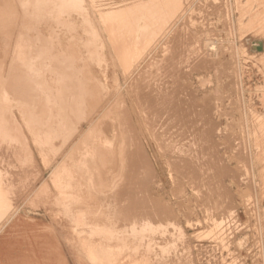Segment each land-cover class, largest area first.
<instances>
[{
	"label": "rangeland",
	"instance_id": "rangeland-1",
	"mask_svg": "<svg viewBox=\"0 0 264 264\" xmlns=\"http://www.w3.org/2000/svg\"><path fill=\"white\" fill-rule=\"evenodd\" d=\"M4 1L0 0L2 7H0V23L2 22L0 26H4L2 29L0 27V35L3 36L2 38L0 36V46L2 48L9 46V48L2 50L0 47V53H2L0 66L3 65L0 74L3 71L12 75L10 81L14 85L9 83L11 89L16 88V82L19 85H17L18 88L22 86L28 88L34 81L31 74L33 72L42 74L40 71H44L42 65L52 64L50 67L54 70L52 71L50 68L49 75L51 73L54 76L55 74L61 75V72H58L67 68L69 63L71 65L74 62V66L72 64L71 67H74L73 70L76 69L77 73L82 72L78 74V78L81 79L80 81H84L83 84L86 83V91L98 93L97 99H101L99 103L98 101L93 102V110L89 109L88 112L83 110L85 114L81 115L77 119L78 121L76 120V127L83 125L86 121L85 118L90 114L101 111L102 106H105L107 102H113L110 103L113 104L111 107L115 106L116 102L117 108L112 107L113 111L112 108H108L110 112L107 110L99 118L102 121H96L98 123L95 122L88 128L84 126V130L88 134L84 133L85 138L83 137L82 141L75 144L79 146L73 147L74 150H72L66 145L64 146L61 138L59 140L52 139L54 142L48 139L50 141L48 144V140H43L41 134L38 133L40 122L49 116L46 114L51 105L49 97L43 96L45 98H42L41 105L46 104L47 107L45 106L43 110L38 109V111L41 110L38 113L37 109L35 111V109L28 108V104H23L28 101L25 99H28L32 93L31 88V92L28 89L23 92L22 89L16 88V91L18 89L20 93H23L21 95H19V91L10 89L11 106H17L19 109L14 108V110L10 106L5 116L0 110V116H2L0 120V264H264V0H136L140 5L133 0L132 3L135 6H131L130 1L132 0H66V2L65 0H38L41 7L39 6L37 11L29 5L26 7V10L30 8L28 11L32 9L36 12L38 22L31 18L32 23L30 17H27L30 22H26L27 19L23 18L26 17L22 13L25 10V6L22 5L23 0H13L12 3H10L11 0H6V3L9 2L8 5L5 4L8 7L3 4ZM45 1L47 5L44 4ZM9 8L12 12L6 10ZM4 15H6L4 21L7 24L2 21ZM129 17H131L130 20H128ZM143 19L149 22L144 25L145 28H138L134 34L138 39V44H134L137 50L134 49V45L129 49L122 47L121 50L118 48L116 50V38L123 35L126 27L131 28L137 24H143ZM61 20L63 22L65 20V27V23L63 24ZM125 20H128L127 22L130 24L124 22ZM56 21L62 22V24L60 25ZM51 23L52 25H50ZM119 27L122 29L124 27V29L121 31ZM136 28L137 26L132 27L133 32ZM6 39L7 41H5ZM23 39L27 42L26 45H24ZM2 41L5 42L4 45H1ZM254 41L263 42V52L257 53L252 50ZM6 42H9L10 45ZM46 43L49 45L46 46ZM25 46L26 48L31 46L28 48V50L30 49L28 56L24 57L28 63L23 66L19 62L17 65L14 55L22 48L21 51H25ZM78 46H81L79 51H77ZM6 49L8 50L7 54H4ZM28 50L26 49V52ZM46 50L51 54L55 53L54 55L61 59H52L51 56L46 58L39 54ZM58 50L59 52L66 51L65 54L67 53L69 59L68 56L63 55V52L60 54ZM56 51L58 55H56ZM2 55L3 57H1ZM10 56L11 59H9ZM134 56L136 57L133 58ZM80 58L83 61L80 62ZM3 59L8 61L4 63ZM38 61L44 63L41 65ZM92 61L97 62L93 63ZM58 62L59 66H56ZM10 63H14L16 68L14 64ZM39 65L41 70L38 68ZM22 66L23 68H20ZM26 66L27 70L24 68ZM31 66L34 68L32 69ZM140 66L144 68L141 67L140 72H136ZM23 69H25V73L27 72L23 74L27 75L24 78L21 74L24 73ZM17 71L19 72L17 73ZM51 71L56 73L53 75ZM3 72L2 74H5ZM44 72V76H47V71ZM13 75H16L15 78L21 75L24 85H21V81V83L19 82V77L12 80ZM139 76L143 81L141 85ZM17 79L18 81H15ZM131 82L135 83H132L131 86ZM33 83L36 85L35 82ZM51 86L44 89L46 92V94L43 93L44 95L52 92L54 94L56 86L54 88ZM105 86L106 88H104ZM137 88L140 90L139 95L150 96L153 101L147 102L146 105L138 101V105L136 96L139 90ZM51 89H53L52 92ZM177 89L178 94H176ZM47 90L51 93H48ZM102 93L105 95L104 97ZM24 94L28 97H24ZM118 94L123 95L119 97ZM16 97L17 99H15ZM159 98L161 99L159 100ZM168 100L169 102H167ZM183 100L185 101L183 102ZM13 102L16 103H14L15 106ZM117 103L121 104L118 106ZM171 103L172 105H170ZM48 107L49 110H47ZM22 108L25 109L22 110ZM120 108L122 109L119 110ZM150 108L154 110H150ZM170 108L171 110H169ZM9 110L14 112H9ZM45 110L47 111L45 112ZM21 111L22 113H20ZM167 111L169 113H166ZM124 115L128 116L129 124L122 128L119 127V129L118 121H122ZM148 115L151 117L149 118ZM170 119L172 120L170 121ZM93 126L95 129L92 128ZM165 126L172 128L167 130ZM114 127L116 128L113 129ZM113 132H115L114 135ZM128 132H131L134 137L129 138L131 133ZM120 135L125 139H122ZM156 135L159 136L157 139ZM42 141H46L45 148ZM92 142L98 144L95 145L97 149L100 148L99 152H102L101 146L104 149L103 153L107 150L106 154L95 155L97 149L94 148ZM85 146L93 153H90L86 148V152L89 153L87 155L96 157L89 160V157L84 153ZM47 147L53 149L49 148L47 151ZM78 148L80 150L83 148L82 151L89 162L93 159L92 161H97L99 164L98 162L103 160L100 165L96 164L102 170L94 165L96 162L91 163L93 167L97 168V171L94 168L93 172L92 166L82 167L81 162V164H77L78 160L84 158L82 151ZM109 149L116 157H111V152L108 153ZM62 151L63 153H61ZM107 155L115 163L111 159H109L111 161L109 163ZM120 157L123 161L126 160L123 162L119 159ZM63 158L65 160L62 161ZM100 158L101 160H99ZM104 160L108 162L105 161L108 167L104 164ZM186 160L190 167L185 163ZM57 162H61L60 165ZM64 162L71 172L75 170V167L72 170L70 163L76 166L77 162L76 169H79L80 166V169L85 167L84 169L87 168V171L91 169L92 173L98 172L93 174L94 178L97 175V178L103 181L106 178V181L108 178L110 179L111 173L115 174L112 177L114 179L116 176L117 180L110 179L115 183L114 185L109 180L107 187L101 181L92 193L93 195L98 194L99 196H95L102 201L105 195L109 196V193L114 194L119 190L120 193L116 192L115 194H119L121 203L119 206L125 213L118 207V210L115 209L114 216L115 218L121 217L122 220H118L119 218L117 222L112 220L114 217L111 218L113 215H109L110 210L105 214L108 208L102 209L95 204L89 206V203L86 205L84 201L78 200L76 191H79L78 185L81 181L79 182L76 178L81 172H86L85 170L73 171L75 176L67 170L73 178L76 175L77 177L74 180L70 175L71 179L66 176L70 180L67 179V181L64 176V186L61 185L64 178L61 174ZM101 163L104 165H102L104 169L101 167ZM112 163L114 168H112L113 166L110 168ZM56 166L58 167L56 168ZM129 167L133 172L128 169ZM105 169L106 173L103 171ZM184 169L190 171V174ZM98 170L104 173H100ZM117 170L120 171V175ZM67 171L66 175H68ZM76 171H79V174ZM107 171H109L108 175H106ZM64 172L62 173L65 175ZM91 172L86 173L91 174ZM86 173L81 175H88ZM212 175L216 176V179ZM82 176H79L80 180H82ZM207 180L209 181L207 182ZM66 181L70 182L72 187H70L71 184L68 186ZM65 184L68 188L70 187L69 193L67 192L68 197L63 195L68 191V188L64 189V192L60 187L65 188ZM62 192L64 193L62 194ZM92 193L90 192L91 195ZM132 193L134 194L132 195ZM58 194L61 197L64 196L62 198H65V201L62 198L60 200ZM123 196L131 198V200L123 199ZM138 196L142 198L145 196L146 199H140L143 202L145 200L146 205L142 200L136 199ZM134 197L135 199H133ZM224 197L227 199L225 200ZM219 200H223V204H220L222 202ZM127 202H130L133 207L129 206L130 203L128 205ZM81 203L83 204L81 205ZM225 203H230V205ZM93 205L96 211L100 208L98 213L94 208H91ZM141 206L145 211L141 210ZM131 208L134 210H132L133 215L138 219L134 216L131 217ZM90 210L94 211L93 214L90 213ZM111 210L113 209L111 208ZM127 210L129 216L126 215ZM101 211L105 216L101 214ZM147 211L148 213H144ZM136 212H138L137 215ZM98 214L102 216L99 217ZM80 215L81 220L79 219ZM124 215L132 220L130 218L127 220ZM94 219L98 223H95ZM100 219L106 221L103 222ZM124 227L127 228V231ZM143 227L144 229H142ZM142 233L144 236L141 235ZM116 239L117 241H115ZM103 242L105 243L103 244ZM140 244L141 246H139Z\"/></svg>",
	"mask_w": 264,
	"mask_h": 264
},
{
	"label": "bare ground",
	"instance_id": "bare-ground-1",
	"mask_svg": "<svg viewBox=\"0 0 264 264\" xmlns=\"http://www.w3.org/2000/svg\"><path fill=\"white\" fill-rule=\"evenodd\" d=\"M5 1H6V0H5ZM5 1H4V2H5ZM8 1H9V0H8ZM12 1H13V0H11L10 3H12ZM30 1H32V0H23V1H22V2H24V3H22V5L25 6V7H24L25 10H24V12H22V13H23V15L26 16V17H23V16H22V17H23V18H26V19H27V17H30V18H29L30 20H31V18H32V19H34V20L36 21V20H37V19H36V16H37V15H36V12H35V11H32V9H31L30 11H28L30 8H29V9L27 8V10H26V7L29 5V6H31L33 9H35V10L37 11V10L39 9V6H40V5L38 4V0H36L37 2H33V1H34V0H33V1L31 2L32 4L30 3ZM43 1H44V0H43ZM57 1H58V0H57ZM62 1H63V0H62ZM62 1H61V3H62ZM127 1H128V0H127ZM6 2H7V1H6ZM6 2L3 3V4H4V5H5V4L8 5L9 2H8V3H6ZM40 2H41V1H40ZM47 2H48V1H47ZM65 2H66V0H65ZM98 2H99V1H98ZM122 2H123V1H122ZM130 2L132 3L133 0L130 1ZM135 2H136V0H135ZM138 2H139V1H138ZM0 3H1V2H0ZM19 3H20V2H19ZM52 3H53V2H52ZM55 3H56V2H55ZM55 3H54V4H55ZM128 3H129V2H128ZM131 3H130V4H131ZM136 3H137V2H136ZM13 4H14V3H13ZM30 4H31V5H30ZM44 4H46V1H45ZM62 4H64V3H62ZM100 4H101V3H100ZM126 4H127V2H126ZM126 4H125V5H126ZM134 4H135V3H134ZM137 4L140 5V3H137ZM7 5H5V6L8 7ZM9 5H10V4H9ZM11 5H12V4H11ZM11 5H10V6H11ZM22 5H21V6H22ZM46 5H47V4H46ZM111 5H112V4H111ZM10 6H9V7H10ZM21 6H20V7H21ZM29 6H28V7H29ZM56 6H57V4H56ZM60 6H62V5H60ZM70 6H73V5H70ZM70 6H69V7H70ZM131 6H135V5H133V3H132ZM0 7H1V5H0ZM40 7H41V6H40ZM1 8H2V7H1ZM1 8H0V11H1ZM4 8H5V7H4ZM43 8H44V7H43ZM10 9H11V8L6 9V10H7V11H8V10L11 11ZM21 9H22V7H21ZM99 9H100V8H99ZM67 10H68V9H67ZM100 10H101V9H100ZM7 11H6V12H7ZM13 11H14V10H13ZM21 11H22V10H21ZM44 11H46V10H44ZM63 11H64V10H63ZM65 11H66V10H65ZM65 11H64V12H65ZM139 11H140V10H139ZM2 12H3V11H2ZM4 12H5V11H4ZM11 12H12V11H11ZM67 12H68V11H67ZM67 12H66V13H67ZM136 12H137V11H136ZM146 13H147V12H146ZM3 14H4V13H3ZM6 14H7V13H6ZM9 14H10V13H9ZM138 14H139V12H138ZM11 15H12V14H11ZM11 15H10V16H11ZM49 15H50V14H49ZM136 15H137V14H136ZM5 16H6V15H4V19H3L2 21L5 20ZM7 16H8V14H7ZM42 16H43V15H42ZM137 16H138V15H137ZM2 17H3V16H2ZM8 17H9V16H8ZM0 18H1V17H0ZM60 18H62V17L60 16ZM64 18H65V17H64ZM130 18H131V17H129L128 20H130ZM132 18H133V17H132ZM139 18H140V17H139ZM139 18H138V19H139ZM145 18H149V17H145ZM6 19H7V17H6ZM26 19H25V20H26ZM40 19L42 20V18H40ZM128 20H125L124 22H127ZM134 20H135V19H134ZM143 20H144V21H142L143 24L140 23L141 25H139V24L136 25L137 28H136V30H135L134 32H133V30H132V27L135 28L136 26H132L131 28L128 26V28L126 27L125 29H124V27H123V29H124V31H123V32H124L123 35H122V36L119 35V36L116 38V43H115V46H116L115 48H116V50H117V48L121 50L122 47H123V48H126V49H129V48L132 47L134 44H138V43H137V40H138V39H137V37H136L134 34L137 32L138 28H145L144 25H146V23L149 22V21H147L146 19H143ZM27 21L30 22L28 19L26 20V22H27ZM35 21H34V23H35ZM43 21H44V20H43ZM59 21H60V20H59ZM61 21L63 22V20H61ZM131 21H132V19H131ZM4 22H6V21H4ZM8 22H9V21H8ZM10 22H12L11 19H10ZM22 22H23V21H22ZM26 22L24 21V24H25ZM36 22H38V20H37ZM45 22H46V21H45ZM56 22H57L58 24L60 23V22H58V21H56ZM62 22L60 23V25L62 24ZM132 22H133V21H132ZM31 23H32V20H31ZM64 23H65V24H64ZM67 23H68V22H67ZM122 23H123V22H122ZM138 23H139V22H138ZM4 24H5V23H4ZM4 24H3V25H4ZM6 24H7V22H6ZM6 24H5V25H6ZM63 24H64V27H65V26H66V22H65V20H64ZM69 24H70V22H69ZM69 24H68V25H69ZM123 24H124V23H123ZM127 24H128V22H127ZM127 24H125V25L127 26ZM129 24H130V23H129ZM129 24H128V25H129ZM0 25H2V22L0 23ZM50 25H52V23H51ZM119 26H120V25H119ZM130 26H131V25H130ZM143 26H144V27H143ZM0 27H1V26H0ZM2 27H4V26H2ZM2 27H1V29H2ZM7 27H8V26H7ZM60 27H63V26H60ZM70 27H72V26H70ZM8 28H9V27H8ZM53 28H54V27H53ZM68 28H69V27H68ZM68 28H67V30H68ZM10 29H11V28H10ZM123 29H122V27H119V30L122 31ZM68 31H69V30H68ZM73 31H74V30H73ZM2 32H3V31H2ZM0 33H1V30H0ZM7 33H9V32L7 31ZM132 33H133V36H132ZM3 34H4V33H3ZM3 34H2V35H3ZM17 35H18V34H17ZM19 35H20V34H19ZM23 35H24V34H23ZM0 36H1V35H0ZM52 36H53V35H52ZM2 37H3V36H1V38H2ZM5 37H7V36H5ZM8 37H9V36H8ZM19 37H20V36H19ZM19 37H18V38H19ZM24 37H25V36H24ZM21 38H22V37H21ZM49 38H50V37H49ZM52 38H53V37H52ZM56 38H57V37H56ZM54 39H55V38H54ZM119 39H120V40H119ZM11 40H12V39H11ZM20 40H21V39H20ZM24 40H25V39H23V41H24ZM26 40H27V39H26ZM47 40H49V39H47ZM47 40H46V41H47ZM3 41H4V40H3ZM3 41L1 42V45H4L5 42L3 43ZM5 41H7V39H6ZM6 43H7V42H6ZM8 43H9V42H8ZM8 43H7V44H8ZM24 43H25L24 45H26L27 42L24 41ZM49 43H51V42H49ZM49 43H48V44L46 43V46H48ZM209 43H210V42H209ZM57 44H58V43H57ZM5 45H6V44H5ZM9 45H10V43H9ZM52 45H53V44H52ZM58 45H59V44H58ZM27 46H28V44H27ZM43 46H44V45H43ZM54 46H55V45H54ZM60 46H61V45H60ZM76 46H77V44H76ZM211 46H212V45H211ZM0 47H1L2 50H3V49L5 50V48H7V47L9 48V46H7V47L5 46V48H4V46H3V48H2V46H0ZM12 47H13V46H12ZM30 47H31V46H30ZM30 47H28V48H30ZM44 47H45V46H44ZM70 47H71V46H70ZM87 47H88V46H87ZM8 48H7V49H8ZM28 48H26V46H25V51H21V50H23V48L20 49V51H18V49H17L18 52H16V54L14 55V56H15L14 60L16 59L17 65H18L19 62H21L23 66H24V64L28 63V62H26V59H25L26 56H28L27 54H29L28 52L30 51V49L28 50ZM72 48H73V47H72ZM80 48H81V46H80V47L78 46V50H77V51H79ZM7 49H6V51H5L6 53L4 52V54H7V51H8ZM26 49L28 50L27 52H26ZM45 49H46V48H45ZM47 49H49V48L47 47ZM53 49H54V48H53ZM57 49H58V48H57ZM62 49H63V48H62ZM134 49H135V45H134ZM2 50H1V52H2ZM87 50H88V49H87ZM123 50L125 51V49H123ZM130 50H131V49H130ZM130 50H129V51H130ZM135 50H137V49H135ZM9 51H10V50H9ZM31 51H34V50L31 49ZM77 51H76V52H77ZM83 51H84V50H83ZM34 52H35V51H34ZM36 52H37V51H36ZM58 52H59V50H58ZM58 52L56 51V53H57L56 55H58ZM62 52H63V55H64V56H68L67 53L65 54L66 51H65V52L62 51ZM62 52L60 51L59 53L62 54ZM80 52H81V51H80ZM121 52H122V51H121ZM125 52H126V51H125ZM11 53H12V52H11ZM31 53H33V52H31ZM88 53H90V52H88ZM97 53H98V52H97ZM132 53H133V52H132ZM136 53H137V51H136ZM136 53H135V54H136ZM1 54H2V53H0V55H1ZM34 54H35V53H34ZM36 54H37V53H36ZM36 54H35V55H36ZM39 54H40L41 56L46 57V58L51 56L52 59H55V58L61 59V58H59V57H56V56L54 55L55 53H52V54H51L50 52H48V50H46V52L39 53ZM60 54H59V55H60ZM82 54H83V53H82ZM91 54L93 55V53H91ZM8 55H9V54H8ZM35 55H34V56H35ZM37 55H38V54H37ZM53 55L55 56L54 58H53ZM76 55H77V54H76ZM92 55H91V56H92ZM123 55H124V57H125V54H123ZM126 55H127V54H126ZM6 56H7V55H6ZM11 56H12V55H11ZM11 56H10L9 59H11ZM31 56H32V55H31ZM34 56H32V57H34ZM41 56H40V57H41ZM73 56H74V54H73ZM93 56H94V55H93ZM93 56H92V57H93ZM136 56H137V55H136ZM136 56H134L133 58H135ZM1 57H3V55H2ZM24 57H25V58H24ZM29 57H30V56H29ZM44 57H43V58H44ZM92 57H91V59H93ZM127 57H128V55H127ZM6 58H8V57H6ZM65 58H66V57H65ZM81 58L83 59V57H81ZM81 58H80V60H79L80 62L83 61V60H81ZM94 58H95V57H94ZM131 58H132V57H131ZM12 59H13V58H12ZM24 59H25V60H24ZM28 59H29V58H28ZM34 59H35V58H34ZM48 59H49V58H48ZM66 59H67V58H66ZM68 59H69V56H68ZM85 59H87V58H85ZM95 59H97V58H95ZM95 59H94V60H95ZM124 59L126 60V58H124ZM129 59H130V57H129ZM129 59H127V60H129ZM147 59H148V58H147ZM38 60H39V59H38ZM40 60H41V59H40ZM44 60H45V59H44ZM62 60H63V59H62ZM64 60H65V59H64ZM88 60H89V59H88ZM97 60H98V59H97ZM130 60H131V59H130ZM132 60H133V59H132ZM137 60H138V59H137ZM137 60H136V62H137ZM139 60H140V59H139ZM0 61H1V58H0ZM2 61H4V59H3ZM6 61H8V60H5L4 63H6ZM24 61H25V62H24ZM41 61H42V60H41ZM47 61H48V60H47ZM49 61H50V60H49ZM54 61H55V60H54ZM89 61H90V60H89ZM100 61H101V60H100ZM133 61H135V59H134ZM140 61H141V60H140ZM12 62H13V61H12ZM16 62H15V63H16ZM39 62H40V61H38V63H39ZM51 62H52V61H51ZM80 62H79V64H80ZM86 62H87V60H86ZM92 62L94 63V62H97V61H92ZM101 62H102V61H101ZM125 62H126V61H125ZM158 62H159V61H158ZM2 63H3V62H2ZM4 63H3V64H4ZM7 63H9V62H7ZM42 63H44V62H42ZM42 63L40 62L39 64L42 65ZM54 63L56 64V62H54ZM76 63H78V62H76ZM130 63H131V62H130ZM134 63H135V62H134ZM138 63H139V61H138ZM146 63H148V62L146 61ZM156 63H157V62H156ZM0 64H1V63H0ZM10 64H14V63H10ZM10 64H9V65H10ZM58 64H59V62L57 63L56 66H59ZM63 64H64V62H63ZM66 64H67V62H66ZM69 64H70V63H69ZM69 64H68L67 68H63V67H61V68H63V69H61V70L58 72V73L61 72V75H56V74L54 75V73H56V72L53 73L52 71L54 70V68H51V67H50L52 64H51V65H47V66H46V65H44V66L42 65V67L45 68V69L43 68V70H44V71H47V73H48L47 76H44V74H45L44 71H40L42 74H40V73H34V72H33V73L31 74V75H32L31 77H32V79H33L34 81H32V83H31L30 86H28V85H29V83H28V85H27L28 88H26L25 86H22V87H19V88H18L19 85L17 84V82L15 83V86H16V88H18V89H20V90L22 89L23 92H24L25 89H28L29 91H30L31 89L33 90L32 93H30V95H33L32 97H31L29 94H28L29 97L26 96L25 94L23 95V96L26 97V98L28 97V99H25V100H28V101L30 102V103H29V102L27 101L26 103H23V104H24V105H25V104H26V105L28 104V106H29L28 108H31V109H33V110L35 109V111H36V109H37L36 112H38V113L41 112V110L38 111V109H42V110H43V109H45V108H44L45 106L47 107L46 104L43 105V106L41 105V102H42L41 100H42L43 96H45V97H49L48 99H49V101L51 102V105H52V106L50 105V110H49V107H48V109H47V110H49V111H48L46 114H49V116L47 117L46 120L40 122L39 125H41V126L38 125V126H39V129H40V131H38V133L41 134V137L43 138V140H48V139H49V140H52V139H54V140L58 139V140H59V138H61V139H62V142L64 143V146L66 145V147H68L69 149L74 150L73 147L75 148L76 146H79V145H75V144H78L79 141H82L83 137L85 138L84 133H85V134H86V133L88 134V132H86V131L84 130V126H86L87 128H88V127H91V125H92L93 123H95L96 121L101 120V119H99V118H101V116H102L103 113L105 114L106 111L109 110V109H111L112 107H113V108H115V107L117 108V105H116V102H115V106H112V107H111V105H113V104H110L112 101H111L110 103L107 102L105 106H104V105L102 106V110H101V111H96L94 114H90L89 117H86V118H85V119H86V121H85V123H84L85 125L83 124V125H81V126H79V127H76V124H77L76 120H77L81 115L85 114V112L83 113V110H84V111H87V110H89V109H92V110H93V105H92L93 102L98 101V103H99V100H101V99H97V98L99 97L98 93L86 91V89H85V84H86V83L83 84L82 82H84V81H80L81 79L79 80V78H78V76H79L78 74H79L80 72L77 73L76 69H74V70H75V71H74V70H73L74 67H71V65L73 64L72 66H74L75 63L72 62L71 65H69ZM83 64H84V63H83ZM83 64H82V65H83ZM85 64H86V63H85ZM87 64H88V62H87ZM135 64H137V63H135ZM142 64H144V63H142ZM19 65L21 66V64H19ZM91 65H92V64H91ZM93 65H94V64H93ZM100 65H101V64H100ZM137 65H139V64H137ZM5 66H6V65H5ZM5 66H4V67H5ZM12 66H13V65H12ZM12 66H11V67H12ZM23 66L20 67V68H23ZM61 66H62V65H61ZM80 66H81V65H80ZM124 66H125V65H124ZM128 66L130 67L129 64H128ZM131 66H132V65H131ZM2 67H3V65H2ZM2 67L0 66V69H1ZM14 67H15V64H14ZM17 67H18V66H17ZM29 67H30V66H29ZM31 67H32V66H31ZM54 67H55V66H54ZM65 67H66V65H65ZM75 67H76V66H75ZM137 67H138V66H137ZM137 67H136V68H137ZM141 67H142V66H140V67L138 68V70L135 68V69L137 70L136 72H140L139 69H140ZM5 68H7V67H5ZM15 68H16V67H15ZM24 68L27 70V66L24 67ZM33 68H34V67H32V69H33ZM36 68H37V66H36ZM38 68H39L40 70L42 69V68L40 67V65H39ZM50 68L52 69L51 72L53 73L54 76H52L51 73H50V75H49V72H50L49 69H50ZM79 68H80V67H79ZM79 68H78V69H79ZM81 68H82V67H81ZM90 68H91V67H90ZM133 68H134V67H133ZM142 68H144V67H142ZM154 68H155V67H154ZM13 69H14V68H13ZM17 69L19 70V67H18ZM25 69H23L22 71H24ZM78 69H77V70H78ZM125 69H126V68H125ZM130 69H131V68H130ZM130 69H129V70H130ZM135 69H134V70L132 69V70L135 71ZM159 69H160V68H159ZM81 70H82V69H81ZM126 70H128V69H126ZM15 71H16V70L14 69V72H15ZM31 71H32V70H31ZM78 71H79V70H78ZM141 71H142V69H141ZM150 71H151V70H150ZM160 71H162V70H160ZM2 72H3V71H2ZM2 72H1V74H0V110H1V112H2V113L4 114V116H5L6 113H8L7 111H8V109H9V107L12 105V100H11V98H10V91H11V90L16 91V88H15V89H11V86H10V84H12V83H11L12 81H10V78H11L12 75L10 76L9 73L6 74L5 72H3V73H5V74H2ZM6 72H7V71H6ZM18 72H19V71H17V73H18ZM43 72H44V73H43ZM143 72H144V71H143ZM15 73H16V72H15ZM26 73H27V72H26ZM26 73H25V71H24V73H21V74L23 75V74H26ZM58 73H57V74H58ZM81 73H82V72H81ZM81 73H80V74H81ZM131 73H132V71H131ZM144 73H145V72H144ZM144 73H143V75H144ZM153 73H154V72H153ZM168 73H169V72H168ZM83 74H84V73H83ZM135 74H136V73H135ZM139 74H140V73H139ZM163 74H164V72H163ZM163 74H162V75H163ZM17 75H18V74H17ZM141 75H142V74H141ZM15 76H16V75H13L14 78L12 77V80H14V79H16V78L19 77V76H18V77L15 78ZM26 76H27V75H23L22 77L24 78V77H26ZM80 76H81V75H80ZM149 76H150V75H149ZM170 76H171V75H170ZM91 77H92V76H91ZM132 77H133V75L131 76V78H132ZM142 77H143V76H142ZM147 77H148V76H147ZM165 77H166V75H165ZM19 78L21 79V75H20ZM80 78H81V77H80ZM86 78H87V77H86ZM94 78H95V77H94ZM129 78H130V77H129ZM129 78H128V80H129ZM145 78H146V75H145ZM153 78H154V77H153ZM159 78H160V76H159ZM20 79H19V82H20V81L22 82V79H21V80H20ZM29 79H30V78H29ZM87 79H88V78H87ZM95 79H96V78H95ZM143 79H144V78H143ZM147 79H148V78H147ZM23 80H24V79H23ZM25 80L28 81V79H26V78H25ZM89 80H90V79H89ZM93 80H94V79H93ZM135 80H136V78H135ZM139 80H140V85H141V82H143V81H141L140 76H139ZM139 80H137V81L139 82ZM150 80H151V78H150ZM168 80H169V79H168ZM15 81H18V79L15 80ZM30 81H31V80H30ZM30 81H29V82H30ZM95 81H96V83H98L97 80H95ZM130 81H131V79H130ZM133 81H134V80H133ZM137 81H136V82H137ZM165 81H166V80H165ZM165 81H164V82H165ZM21 82H20V83H21ZM33 82H35L36 85H35ZM127 82H128V81H127ZM138 82H137V84H138ZM9 83H10V84H9ZM13 83H14V81H13ZM25 83H26V82H25ZM44 83H45V84H44ZM52 83H53V85H52ZM132 83H135V82H131V86H132ZM145 83H146V82H145ZM148 83H149V79H148ZM151 83H152V81H151ZM158 83H159V81H158ZM165 83H166V82H165ZM22 84L24 85L23 82L21 83V85H22ZM26 84H27V83H26ZM137 84H136V85H137ZM177 84H178V83H177ZM12 85H14V84H12ZM17 85H18V86H17ZM48 85H50V86L52 85L51 87H53V88H54V86H56V91L54 92V94H53V92H52L53 89H51L50 91H51L52 93H51L50 91L47 90L48 93H51V94L44 95V94H46V92H45L44 89L47 88V87L50 88V86H48ZM102 85H103V84H102ZM127 85H128V84H127ZM136 85H135V86H136ZM140 85H139V86H140ZM15 86H14V87H15ZM131 86H130V88H133V87H134V85H133V87H131ZM146 86H147V84H146ZM149 86H150V84H149ZM176 86H177V85H176ZM23 87H24V89H23ZM94 87H95V86H94ZM102 87H103V86H102ZM102 87H101V88H102ZM107 87H108V86H107ZM165 87H166V86H165ZM177 87H178V86H177ZM30 88H31V89H30ZM48 88H47V89H48ZM82 88H84V89H82ZM104 88H106V86H105ZM134 88L136 89V87H134ZM157 88H158V87H157ZM161 88H162V87H161ZM161 88H159V89H161ZM168 88H169V87H168ZM10 89H11V90H10ZM18 89H17V91H19ZM42 89H43V90H42ZM116 89H117V88H116ZM135 89H134V90H135ZM137 89H138V88H137ZM148 89H149V88H148ZM148 89H147V90H148ZM175 89H176V88H175ZM179 89L181 90L182 88H179ZM103 90H104V89H103ZM107 90H108V89H107ZM131 90L133 91V89H131ZM138 90H139V89H138ZM168 90H169V89H168ZM17 91H16V92H17ZM29 91H28V92H29ZM42 91H43V92H42ZM116 91H119V90H116ZM116 91H114V92H116ZM144 91H145V90H144ZM16 92H15V93H16ZM30 92H31V91H30ZM119 92H120V91H119ZM119 92H118V93H119ZM133 92H134V91H133ZM135 92H136V91H135ZM149 92H150V91H149ZM155 92H156V91H155ZM157 92H159V91H157ZM162 92H163V91H162ZM176 92H177L176 94H178V89H177ZM43 93H44V94H43ZM103 93H104V92H103ZM103 93H102V96L104 97L105 95H103ZM139 93H140V90H139V92H138V94H137V96H136V97H137V104H138V105H139V102H138V101H141V102L145 103V105L147 104V102H148V103H151L150 101H153V100L151 99L150 96L142 97V96H141L142 94L139 95ZM143 93H144V92H143ZM153 93H154V92H153ZM182 93H183V92H182ZM182 93H181V94H182ZM16 94H17V93H16ZM21 94H23V93H22V92L20 93V91H19V95H21ZM149 94H150V93H149ZM163 94H164V92H163ZM176 94H174V95H176ZM114 95H115V94H114ZM118 95H119V94H118ZM120 95H121V94H120ZM120 95H119V97H120ZM122 95H123V94H122ZM122 95H121V96H122ZM135 95H136V94H135ZM144 95H146V94L144 93ZM144 95H143V96H144ZM167 95H169V94H167ZM183 95H184V93H183ZM157 96H158V95H157ZM172 96H173V95H172ZM176 96L179 97L178 95H176ZM180 96H181V95H180ZM184 96H185V95H184ZM45 97H44V98H45ZM103 97H102V98H103ZM110 97H111V95H110ZM116 97H117V95H116ZM116 97H115V98H116ZM153 97H154V96H153ZM44 98H43V99H44ZM50 98H51V100H50ZM121 98H122V97H121ZM174 98H175V97H174ZM15 99H17V97H16ZM48 99H47V101H48ZM111 99H112V98H111ZM117 99H118V97H117ZM160 99H161V98H159V100H160ZM175 99H176V98H175ZM181 99H183V98H181ZM185 99H186V98H185ZM105 100H106V99H105ZM113 100H114V99H113ZM120 100H121V99H120ZM17 101H18V100H17ZM47 101H46V102H47ZM107 101H108V100H107ZM115 101H116V99H115ZM171 101H172V100H171ZM171 101H170V102H171ZM178 101H179V98H178ZM184 101H185V100H183V102H184ZM18 102H19V101H18ZM23 102H24V101H23ZM46 102H44V103H46ZM119 102H121V101H119ZM167 102H169V100H168ZM179 102H180V101H179ZM14 103H15V102H13V104H14ZM44 103H42V104H44ZM103 103H104V102H103ZM112 103H113V102H112ZM121 103H122V102H121ZM121 103H120V104H121ZM124 103H125V102H124ZM152 103H153V102H152ZM173 103H174V104H177V103H175V102H173ZM181 103H182V102H181ZM15 104H16V103H15ZM15 104H14V106H15ZM19 104L22 105L20 102H19ZM104 104H105V103H104ZM117 104H118V103H117ZM120 104H118V106H119ZM140 104H141V105H144V104H142V103H140ZM157 104H159V103H157ZM178 104H179V103H178ZM178 104H177V105H178ZM101 105H102V104H101ZM108 105H109V106H108ZM145 105H144V106H145ZM149 105H150V104H149ZM154 105H155V104H154ZM168 105H169V104H168ZM170 105H172V103H171ZM180 105H181V104H180ZM94 106H95V105H94ZM159 106H160V105H159ZM165 106H167V105H165ZM12 107H13V106H11V108H12ZM22 107H23V106H22ZM138 107H140V106H138ZM148 107H150V106H148ZM170 107H171V106H170ZM11 108H10V109H11ZM14 108H16L17 110L19 109V108H17V106H16V107H13V109H14ZM25 108H26V107H25ZM25 108H22V110L25 109ZM108 108H109V109H108ZM113 108L111 109L112 111H113ZM123 108H124V107H123ZM161 108H162V107H161ZM168 108H169V107H168ZM175 108H176V107H175ZM179 108H180V107H179ZM179 108H178V109H179ZM183 108H184V107H183ZM121 109H122V108H120L119 110H121ZM124 109H125V108H124ZM151 109H152V108H150V110H151ZM14 110H15V109H14ZM33 110H31V111H33ZM47 110H45V112H46ZM147 110H148V109H147ZM152 110H154V109H152ZM158 110H159V109H158ZM169 110H171V108H170ZM169 110H168V111H169ZM180 110H182V109H180ZM11 111H12V110H11ZM11 111L9 110V112H11ZM168 111H167L166 113H169ZM184 111H185V110H184ZM12 112H14V111H12ZM17 112H18V111H17ZM45 112H43V113H45ZM87 112H88V111H87ZM109 112H110V110H109ZM140 112L143 113V111H140ZM145 112H146V111H145ZM149 112H151V111H149ZM185 112H186V111H185ZM20 113H22V111H21ZM34 113H35V112H34ZM142 113H141V115H142ZM153 113H154V111H153ZM176 113H177V112H176ZM179 113H180V111H179ZM12 114H13V113H12ZM181 114H182V113H181ZM185 114H186V113H185ZM24 115H25V114H24ZM24 115H23V116H24ZM179 115H180V114H179ZM9 116H10V115H9ZM11 116L13 117V115H11ZM14 116H15V115H14ZM28 116H29V115H28ZM28 116H27V118H28ZM32 116H33V115H32ZM87 116H88V115H87ZM121 116H122V115H121ZM142 116H143V115H142ZM180 116H181V115H180ZM12 117H11V118H12ZM24 117H25V116H24ZM123 117H124V119L122 118V119H123L122 121H118V126H117L118 128H119V127L122 128V126L129 124L128 116H127V115H124ZM143 117H144V116H143ZM148 117L150 118L151 116L148 115ZM152 117H153V115H152ZM172 117H173V116H172ZM181 117H182V116H181ZM181 117H180V118H181ZM1 118H2V116H0V120H1ZM7 118H8V117H7ZM14 118H15L14 120H16V117H14ZM45 118H46V116H45ZM185 118H186V117H185ZM145 119H146V118H145ZM145 119H144V120H145ZM147 119H148V118H147ZM147 119H146V120H147ZM153 119H154V118H153ZM164 119H166V118H164ZM167 119L169 120V118H167ZM9 120H10V119H9ZM42 120H43V118H42ZM119 120H120V119H119ZM146 120H145V121H146ZM157 120H158V117H157ZM162 120H163V119H162ZM171 120H172V119H170V121H171ZM183 120H185V119L183 118ZM5 121H7V120H5ZM77 121H78V120H77ZM101 121H102V120H101ZM166 121H167V120H166ZM174 121H175V120H174ZM177 121H178V120H177ZM12 122H13V121H12ZM14 122H15V121H14ZM151 122H152V121H151ZM184 122H185V121H184ZM96 123H98V122H96ZM159 123H160V122H159ZM163 123H164V122H163ZM166 123H167V122H166ZM2 124H3V123H2ZM146 124H147V123H146ZM161 124H162V122H161ZM185 124H186V122H185ZM96 125H97V124H96ZM153 125H154V124H153ZM165 125H167V124H165ZM168 125H169V124H168ZM94 126H95V125H94ZM94 126L92 127L93 129H95ZM114 126H115V125H114ZM183 126H185V125H183ZM40 127H41V128H40ZM158 127H159V125H158ZM158 127H157V128H158ZM165 127H166V126H165ZM167 127H168V126H167ZM167 127H166V128H167ZM92 128H90L91 131H93ZM115 128H116V127H114L113 129H115ZM120 128H119V129H120ZM157 128H156V129H157ZM171 128H172V127H171ZM171 128L169 127V128H167V130H168V129H171ZM39 129H38V130H39ZM149 129H150V128H149ZM95 131H96V130H95ZM114 131H115V130H114ZM122 131H123V130H122ZM151 131H152V130H151ZM153 131L155 132V130H153ZM17 132H18V130H17ZM116 132H117V131H116ZM119 132H120V131H119ZM154 132H153V133H154ZM156 132H157V131H156ZM159 132H160V131H159ZM176 132H177V131H176ZM180 132H181V131H180ZM183 132H184V131H183ZM114 133H115V132H113V135H114ZM128 133L130 134L131 132H128ZM128 133H127V134H128ZM129 134H128V135H129ZM154 134H155V133H154ZM162 134H163V133H162ZM121 135H122V134H121ZM121 135H120V136H121ZM130 135H131V136H129V138H130V137H131V138L134 137L132 133H131ZM160 135H161V134H160ZM182 135H183V134H182ZM122 136H123V135H122ZM122 136H121V137H122ZM162 136H163V135H162ZM174 136H175V135H174ZM178 136H179V135H178ZM41 137H40V139L42 140ZM98 137H99V136H98ZM158 137H159V136H158ZM158 137H157V135H156V139H157ZM88 138H89V137H88ZM123 138H124V137H122V139H123ZM95 139H96V138H95ZM124 139H125V138H124ZM183 139H184V138H183ZM49 140H48V144H49V142H50ZM90 140H91V139H90ZM128 140H129V139H128ZM52 141H53V140H52ZM94 141H95V140H94ZM94 141H93V142H94ZM120 141H121V140H120ZM122 141H123V140H122ZM125 141H126V140H125ZM131 141H132V140H131ZM42 142H43V141H42ZM45 142H46V141H45ZM45 142H43V146L45 145ZM53 142H54V141H53ZM55 142H56V141H55ZM57 142H58V141H57ZM93 142H92V144H94L93 146H95L94 148H96V147H97L96 145H98V144H96L97 141H96L95 143H93ZM126 142H127V141H126ZM123 143H125V142H123ZM159 143H160V142H159ZM183 143H184V142H183ZM46 144H47V143H46ZM95 144H96V145H95ZM165 144H167V143L165 142ZM58 145H59V144H58ZM58 145H57V148H58ZM107 145H108V144H107ZM162 145H164V144L162 143L161 146H162ZM167 145H168V144H167ZM170 145H171V144H170ZM47 146H48V145H47ZM93 146H92V148H93ZM108 146H109V145H108ZM111 146H112V145H111ZM113 146H114V145H113ZM45 147H46V146H44V148H45ZM50 147H51V143H50ZM50 147H47L48 149L46 148V150L48 151ZM52 147H54V146H52ZM60 147H62V146H60ZM66 147H65V148H66ZM104 147H105V146H104ZM115 147H116V146H115ZM162 147H163V146H162ZM176 147H177V146H176ZM55 148H56V147H55ZM79 148H80V147H79ZM79 148H78V149H79ZM86 148H87V146H85V149H84L85 152H84V153L87 155V154H89V153L86 152V151L88 150V148H87V150H86ZM102 148H103V147L101 146V150H102V152L100 151L101 153L98 151L100 148H99V149L96 148L97 150H95V152L97 151V153H95V155L98 154V153H99L98 155H101V154L103 153V151H104V149H102ZM110 148H111V147H110ZM177 148H178V147H177ZM50 149L52 150L53 148H50ZM80 149H81V148H80ZM80 149H79V150H80ZM164 149H165V148H164ZM169 149H171V148H169ZM46 150L44 149L45 152H46ZM61 150H62V149H61ZM82 150H83V148H82ZM82 150H80V151H82ZM93 150H94V149H93ZM105 150H106V149H105ZM109 150H110V149H109ZM181 150H182V149H181ZM76 151H77V148H76ZM80 151H79V154H80ZM88 151H90V153H92L91 149H89ZM106 151H107V150H106ZM106 151L104 152L105 154H106ZM175 151H176V150H174V152H175ZM182 151H183V150H182ZM42 152H43V151H42ZM45 152H44V153H45ZM93 152H94V151H93ZM110 152H111V153H110ZM165 152H166V151H165ZM61 153H63V151H62ZM68 153H70V152L68 151ZM76 153H77V152H76ZM84 153H83V151H82V156H84V158H82V160H78V163L76 162L77 164H79V163L81 162V163H82V167H83V166H86V167H88V166L91 167V166H92V167H93V165H91L92 162H96L94 165L97 167V165H100V162L103 161V160H102V161H99V162H98L99 164H97V161H92L93 159H91V162H89L90 158H94L95 155H92L93 153L91 154L93 157H92L91 155H90L91 157H89V156L87 155V156L89 157V160H88V159L86 158V155H85ZM104 153H103V154H104ZM108 153L111 154V157L115 156V154L112 155V153H113L112 150H110ZM121 153H122V152H121ZM162 153H163V152H162ZM176 153H178V152L176 151ZM57 154H58V153H57ZM77 154H78V153H77ZM77 154H76V155H77ZM79 154H78V155H79ZM83 154H84V155H83ZM103 154H102V155H103ZM117 154H118V153H117ZM127 154H128V153H127ZM163 154H164V153H163ZM165 154H166V153H165ZM173 154H174V153H173ZM182 154H183V153H182ZM58 155H59V154H58ZM61 155H62V154H61ZM76 155H75V156H76ZM98 155H97V157H99ZM179 155H180V154H179ZM59 156H60V155H59ZM105 156H106V155H105ZM105 156H104V157H105ZM109 156H110V155H109ZM122 156H123V155H122ZM124 156H125V154H124ZM129 156H130V155H129ZM187 156H188V155H187ZM62 157H63V156H62ZM95 157H96V156H95ZM100 157H101V156H100ZM107 157H108V155H107ZM111 157H108V160L111 159ZM115 157H116V156H115ZM126 157H127V156H126ZM170 157H172V156H170ZM174 157H176V156H174ZM174 157H173V158H174ZM59 158H60V157H59ZM102 158H103V157H102ZM113 158H114V157H113ZM177 158H178V157H177ZM177 158H174V159H177ZM182 158H183V157H182ZM74 159H75V158H74ZM74 159H73V160H74ZM76 159H78V158H76ZM79 159H80V158H79ZM96 159H98V158H96ZM96 159H95V160H96ZM105 159H106V157H105ZM115 159H117V158H115ZM119 159L122 160L121 157H120ZM127 159H128V158H127ZM169 159H170V158H169ZM174 159H173V160H174ZM178 159H179V158H178ZM180 159H181V158H180ZM183 159H185V158H183ZM188 159H189V158H187V160H188ZM63 160H65V159L63 158L62 161H63ZM99 160H101V158H100ZM106 160H107V159H106ZM106 160H104V164L106 165V167H108V166H107V165H108L107 163H108V162L110 163L111 161L109 160V161L107 162ZM111 160H112V162H113V159H111ZM125 160H126V159H125ZM125 160H124V161H125ZM170 160L172 161V159H170ZM187 160H186L185 163H187ZM189 160H190V159H189ZM105 161H106L107 163H106ZM122 161H123V160H122ZM124 161H123V162H124ZM127 161H128V160H127ZM175 161H177V160H175ZM184 161H185V160H184ZM190 161H191V160H190ZM194 161H195V160H194ZM194 161H192V162H194ZM70 162H71V161H70ZM70 162H69V163H70ZM88 162H89L90 164H89ZM118 162H119V161H118ZM118 162H117V163H118ZM123 162H122V163H123ZM172 162H173V161H172ZM58 163H59V162H57V164H58ZM60 163H61V162H60ZM60 163H59V165H60ZM62 163H63V162H62ZM65 163H66V162H64V164H65ZM72 163H73V162H72ZM76 163H75V165L78 166ZM81 163H80V164H81ZM102 163H103V162H102ZM102 163H101V167H102V165H103ZM113 163H115V162H113ZM113 163H112V165L109 164V165H110V168H111V166H113ZM119 163H121V161H120ZM125 163H126V162H125ZM177 163H178V161H177ZM180 163H181V162H180ZM189 163H191V162H189ZM92 164H93V163H92ZM96 164H97V165H96ZM170 164H171V163H170ZM181 164H182V163H181ZM59 165H58V166H59ZM70 165L72 166V170H73V168L75 167V170H80V171H81V170H82V171L85 170V171L88 172V173L91 172V171H90L91 169H88V171H87V170H86L87 168L84 169V168H85V167H84L83 169H82V168L80 169V166H79V169H78V168L76 169V166H73L71 163H70ZM126 165H127V164H126ZM173 165H174V164H173ZM187 165L189 166L188 163H187ZM195 165H196V163H195ZM197 165H198V164H197ZM58 166H56V168H57ZM95 166L92 168V172H93V169H94V168H95V170H96V169L99 167V166H98V167L96 168ZM103 166H104V165H103ZM117 166H118V165H117ZM121 166H123V165H121ZM185 166H186V165H185ZM185 166H184V168H187V167H185ZM198 166H199V165H198ZM90 167H89V168H90ZM106 167H105V168H106ZM118 167H120V166H118ZM176 167H177V166H176ZM180 167H181V166H180ZM180 167H179V169H181ZM189 167H190V166H189ZM202 167H203V166H202ZM202 167H201V169H202ZM61 168H63V167H61ZM65 168H66V171L69 169V168L67 167V165L65 164L62 172L65 171ZM99 168H100V167H99ZM99 168H98V169H99ZM102 168L104 169V167H102ZM112 168H114V166H113ZM121 168H122V167H121ZM130 168H131V167H129L128 169H130ZM198 168L200 169V166H199ZM203 168H204V167H203ZM54 169H55V167H54ZM54 169H53V170H54ZM106 169H107V168H106ZM106 169L103 170V171L105 172ZM115 169H116V168H115ZM117 169H118V168H117ZM119 169H120V168H119ZM173 169H174V168H173ZM177 169H178V168H177ZM188 169H189V168H188ZM196 169H197V168H196ZM59 170H60V169H59ZM69 170H70V169H69ZM69 170H68V171H69ZM75 170H73V171L75 172ZM95 170H94V171H95ZM99 170H102V169L100 168ZM99 170H98V171H99ZM111 170H112V169H111ZM111 170H110V171H111ZM130 170H131V169H130ZM184 170L187 171L186 169H184ZM54 171H55V170H54ZM66 171L64 172L65 175L61 172V174L63 175V177H64V176L66 177V176H69V175L71 176V175H72V174H68V173L71 172V171H69V172L67 171V174H68V175H66ZM73 171H72L71 173H73ZM96 171H97V170H96ZM103 171H99V172L101 173V172H103ZM114 171H115V170H114ZM131 171H132V170H131ZM174 171H175V170H174ZM185 171H184V172H185ZM196 171H197V170H196ZM196 171H195V172H196ZM86 172H84V173L81 172L80 175H78V177H77V175H76L77 178H76V177L73 178V177L71 176L74 180H75V178H76L79 182L81 181L80 184H79L80 186L75 182V183L78 185V188H79V191H76V192H78V193H77V198H78V200H82V201H84V202L86 203V205L89 203V204H88L89 206H91L92 204H95V206L102 207V209H103L104 207H105V209L108 208V210H106V211L103 210V211H105V214H106V212L110 210V211H109V215H110V214L113 215V216H111V218L114 217V219L112 218V220H114V221L116 220V222H117V219H118L119 217H116V218H115L114 214L116 213V210H118L117 208H118V207L120 208V206H121L120 204H121V203H120V196H119V194L116 195L115 193H116V192H119V193H120V191L117 190L114 194H113V193H112V194L109 193V196H106V195H105V196H104V200H103V198H102L103 203H102L101 199H99V198H97V197L95 196V195H98V194L93 195V193H92V191H94L95 188L99 186V184L101 183V181H102V184H104V185H107V184H108L107 181H109L111 178H112V180L114 181V179H116V176H115V178L113 179L112 175L114 176L115 174H112V173H111V178H110V179L108 178L107 181H106L107 178L105 177L106 179H104V177H103V179H104V181H105V182H104L102 179L99 180V179L97 178V177H98L97 175H96L95 178H94L93 174H97L98 172H97V173H96V172H95V173H92V172H91V174H92L93 177L91 176V174H88V173H86ZM104 172H103V173H104ZM108 172H109V171H107V174H106V175H108ZM119 172H120V171H119ZM119 172H118V170H117L118 175H120ZM132 172H133V171H132ZM189 172H190V171H189ZM189 172L187 171V173H189ZM191 172L193 173V171H191ZM52 173H53V172H52ZM76 173L79 174V171H78V172L76 171ZM85 173L88 174V175H84V176H82V175L85 174ZM105 173H106V172H105ZM113 173H114V172H113ZM178 173H179V172H178ZM187 173H186V175H187ZM192 173H191V174H192ZM50 174H51V173H50ZM59 174H60V173H59ZM59 174H58V176H60ZM81 174H82V175H81ZM131 174H132V173H131ZM131 174H129V175H131ZM135 174H136V173H135ZM142 174H143V173H142ZM145 174H146V172H145ZM189 174H190V173H189ZM89 175H90V176H89ZM99 175H100V174H99ZM109 175H110V173H109ZM143 175H144V174H143ZM196 175H197V174H196ZM70 176H69V177H70ZM73 176H75L74 173H73ZM79 176H82V178H81L82 180H80V177H79ZM103 176H104V174H103ZM133 176H134V175H133ZM144 176H145V175H144ZM144 176H143V178H144ZM181 176H182V175H181ZM192 176H193V174H192ZM212 176H213V175H212ZM65 177L63 178V184H61V185H63V186H64V179H65ZM69 177H66V180H67ZM71 177H70V179H71ZM101 177H102V175H101ZM109 177H110V176H109ZM120 177H121V176H120ZM183 177H185V176H183ZM187 177H188V176H187ZM198 177H199V176H198ZM213 177H215L214 179H216V176H213ZM59 178L62 179L61 176H60ZM78 178H79V179H78ZM99 178H100V177H99ZM139 178H140V177H139ZM196 178H197V177H196ZM196 178H195V179H196ZM73 179H72V181H73ZM130 179H131V178H130ZM141 179H142V178H141ZM184 179H185V178H184ZM198 179H200V178H198ZM204 179H205V177H204ZM208 179H209V178H208ZM210 179H211V177H210ZM68 180H69V179H68ZM68 180H67V181H68ZM116 180H117V179H116ZM124 180H125V179H124ZM185 180H186V179H185ZM187 180H189V179H187ZM200 180H201V179H200ZM202 180H203V179H202ZM211 180H212V179H211ZM67 181H66V182H67ZM69 181H70V180H69ZM78 181H77V182H78ZM113 181L110 180L109 182H113ZM142 181H143V180H142ZM189 181H190V180H189ZM191 181H192V180H191ZM204 181H205V180H204ZM208 181H209V180H207V182H208ZM61 182H62V180H61ZM66 182H65V183H66ZM103 182H104V183H103ZM130 182H131V181H130ZM139 182H140V180H139ZM139 182H138V183H139ZM195 182H196V181H195ZM201 182H202V181H201ZM73 183H74V181H73ZM81 183H82V184H81ZM117 183H120V182H117ZM146 183H148V182H146ZM202 183H204V182H202ZM69 184H71V183H70V182H67V185H68V186H70ZM76 184H75V185H76ZM111 184H112V183H111ZM114 184H115V183L113 182L112 185H114ZM139 184H140V183H139ZM198 184H199V182H198ZM65 185H66V184H65ZM67 185L65 186V188H64L63 186H60V185H59V186L62 187V188H63L62 191H64V189L66 190V188H68ZM75 185H74V187L77 188V186H75ZM109 185H110V184H109ZM117 185H118V184H117ZM117 185H116V187H117ZM150 185H151V184H150ZM196 185H197V183H196ZM200 185H201V184H200ZM131 186H132V185H131ZM70 187H72V184H71ZM70 187L68 188V191H66V192L64 191L66 194H65L64 192H62V194L64 193V194H63L64 196H65V195H66V196L68 195L67 192L69 193V191H70V190H69ZM74 187H73V188H74ZM103 187H104V186H103ZM105 187H106V186H105ZM107 187H108V185H107ZM129 187H130V186H129ZM145 187H146V186H145ZM148 187H149V186H148ZM76 188H75V190H76ZM108 189H109V188H108ZM60 190H61V189H60ZM71 190H72V189H71ZM73 190H74V189H73ZM73 190H72V191H73ZM75 190H74V191H75ZM77 190H78V189H77ZM101 190H102V189H101ZM101 190H99V191H101ZM103 190H104V189H103ZM120 190L123 191L122 189H120ZM129 190H130V189H129ZM89 191L92 193V195L90 194ZM106 191H107V190H106ZM112 191H113V190H112ZM131 191L133 192V190H131ZM59 192L61 193V191H59ZM88 192H89V193H88ZM101 192L103 193V191H101ZM109 192H110V191H109ZM60 193H59V194H60ZM70 193H71V192H70ZM96 193H98V191H96ZM104 193H105V192H104ZM121 193H122V192H121ZM125 193H126V192H125ZM59 194H58V195H59ZM62 194H61V195H62ZM89 194H90V195H89ZM105 194H106V193H105ZM110 194H111V195H110ZM133 194H134V193H132V195H133ZM103 195H104V194H103ZM107 195H108V194H107ZM121 195H122V194H121ZM123 195H124V194H123ZM59 196H60V195H59ZM64 196H62V197H64ZM69 196H71V194H69ZM98 196H99V195H98ZM126 196H127V194H126ZM136 196H137V195H136ZM223 196H224V195H223ZM226 196H227V195H226ZM62 197L60 196V200H61ZM67 197H68V196H67ZM102 197H103V196H102ZM123 197H124V196H123ZM127 197H129V196H127ZM127 197H126V198H127ZM138 197H139V196H138ZM138 197H136V199H139V200L146 199L145 196H144V198H142V197H139V198H138ZM148 197H149V196H148ZM126 198L124 197L123 199H126ZM140 198H142V199H140ZM224 198H225V200L227 199V197H224ZM58 199H59V198H58ZM64 199H65V198H62L63 201H65ZM67 199H68V198H67ZM67 199H66V200H67ZM128 199H129V198H127V200H128ZM133 199H135V197H134ZM220 199H221V198H220ZM129 200H131V198H130ZM129 200H128V201H129ZM225 200H224V202H225ZM228 200H231V199H228ZM132 201H133V200H132ZM219 201H220V200H219ZM222 201H223V200H222ZM222 201H220V202H222ZM68 202H69V201H68ZM124 202H126V201L124 200ZM133 202L135 203V201H133ZM136 202H137V204H139V203H138V200H136ZM142 202H143V200H142ZM144 202H145V200H144ZM144 202H143V203H144ZM226 202H228V201H226ZM127 203H128V205H129L130 202H127ZM127 203H126V207H127ZM217 203H218V202H217ZM82 204H83V203H81V205H82ZM90 204H91V205H90ZM137 204H136V207H137ZM220 204H223V202L220 203ZM225 204H226V203H225ZM227 204H228V203H227ZM227 204H226V205H227ZM73 205H74V204H73ZM119 205H120V206H119ZM140 205H142V204H140ZM140 205H139V206H140ZM145 205H146V202H145ZM218 205H219V203H218ZM218 205H217V206H218ZM228 205H230V203H229ZM93 206H94V205H93ZM93 206H92L91 208H94V210H95V206H94V207H93ZM129 206H131V203H130ZM142 206H143V205H142ZM142 206H141V207H142ZM131 207H133V206H131ZM228 207H230V206H228ZM88 208L90 209V207H88ZM111 208H112L113 210H111ZM139 208H140V207H139ZM146 208H147V207H146ZM82 209H85V207H82ZM97 209H98V208H97ZM115 209H116V210H115ZM128 209H129V207H128ZM134 209H135V211H136V208H134ZM91 210H92V209H91ZM91 210H90V213L93 214L94 211L91 212ZM99 210H100V208H99ZM99 210H97V211H99ZM120 210H121V208H120ZM132 210H133V208H131V212H132L131 217H132V216L137 217V216L133 215V211H134V210H133V211H132ZM139 210H140V209H139ZM141 210H144V208L142 207ZM146 210H147V209H146ZM75 211H76V210H75ZM88 211H89V210H88ZM97 211L95 210V212H97ZM121 211H123V210H121ZM144 211H145V210H144ZM149 211H150V210H149ZM152 211H154V210H152ZM85 212H86V211H85ZM101 212H102V211H101ZM111 212H112V213H111ZM117 212H118V211H117ZM123 212H124V211H123ZM138 212H140V211H138ZM138 212H136L135 214L137 215ZM77 213H78V212H77ZM97 213H98V212H97ZM107 213H108V212H107ZM118 213H119V212H118ZM124 213H125V212H124ZM144 213H148V211H147V212H144ZM72 214H73V213H72ZM74 214H75V213H74ZM86 214H87V212H86ZM101 214L103 215V212H102ZM119 214H120V213H119ZM122 214H123V213H122ZM150 214H151V213H150ZM98 215H99V214H98ZM102 215H99V217H101ZM109 215H107V216H109ZM126 215L129 216V214H128V210H127V212H126ZM85 216H86V215H85ZM88 216H90V215L88 214ZM96 216H97V215H96ZM96 216H94V217H96ZM103 216H105V215H103ZM107 216H106V218H107ZM121 216H122V218H123V215H121ZM127 216L124 215V217L127 218V220H129L130 217L128 218ZM11 217H12V216H11ZM76 217H77V214H76ZM139 217H140V216H139ZM144 218H145V217H144ZM147 218H148V217H147ZM79 219L81 220V215H80V218H79ZM86 219H87V218H86ZM88 219H90V218L88 217ZM88 219H87V220H88ZM97 219H98V218H97ZM102 219H103V218H102ZM120 219H121V217H120L118 220H120ZM130 219L132 220V218H130ZM134 219H135V218H134ZM136 219H138V217H137ZM9 220H10V219H9ZM76 220H77V219H76ZM90 220H91V219H90ZM98 220H99V219H98ZM104 220H105V219H104ZM107 220L110 221V219H107ZM121 220H122V219H121ZM124 220H125V219H124ZM93 221H94L95 223H96V222L98 223V221H96L95 219H94ZM100 221H103V220L100 219ZM105 221H106V220H105ZM105 221H103V222H105ZM143 221H144V220H143ZM7 222H8V221H7ZM78 222H79V221H78ZM111 222H112V221H111ZM118 222H120V221H118ZM125 222H129V221H125ZM135 222H136V221H135ZM99 223H100V222H99ZM122 223L124 224V222H122ZM122 223H121V224H122ZM131 223H132V222H131ZM137 223H138V222H137ZM111 224H112V223H111ZM117 224H118V223H117ZM5 225H6V224H5ZM79 225H80V224H79ZM92 225H94V224H92ZM97 225H98V224H97ZM97 225H96V226H97ZM109 225H110V224H109ZM113 225H115V223H113ZM113 225H111V226H113ZM119 225H120V223H119ZM119 225H118V226H119ZM77 226H78V225H77ZM89 226H90V225H89ZM94 226H95V225H94ZM116 227H117V225H116ZM119 227H120V226H119ZM128 227H129V226H128ZM135 227H136V226H135ZM95 228H96V227H95ZM120 228H121V227H120ZM120 228H119V229H120ZM124 228H126V227H124ZM138 229H140V228H138ZM142 229H144V227H143ZM148 229H149V228H148ZM112 230H113V228H112ZM114 230H116V229H114ZM120 230H122V229H120ZM128 230H129V229H128ZM134 230H135V228H134ZM145 230H146V228H145ZM74 231H75V230H74ZM126 231H127V228H126ZM139 231H141V230H139ZM147 231H148V230H147ZM75 232H76V231H75ZM75 232H74V233H75ZM124 232H125V230H124ZM132 233H133V232H132ZM137 233H138V232H137ZM124 234H126V233H124ZM118 235H119V234H118ZM131 235H132V234H131ZM141 235L144 236L143 233H142ZM121 236H123V235H121ZM116 237H117V236H116ZM138 237H139V236H138ZM85 238H86V237H85ZM107 238H108V237H107ZM121 238H122V237H121ZM121 238H120V239H121ZM141 238H142V237H141ZM137 239H138V238H137ZM142 239H144V238H142ZM99 240H100V239H99ZM104 240H105V239H104ZM111 241H114V240H111ZM115 241H117V239H116ZM104 243H105V242H103V244H104ZM138 244H139V243H138ZM144 244H145V243H144ZM107 246H108V245H107ZM139 246H141V244H140ZM142 246H143V245H142ZM147 247H148V246H147ZM98 248H99V247H98ZM108 248H109V247H108ZM124 248H125V247H124ZM148 248H149V247H148ZM141 249H142V248H141ZM141 249H140V250H141ZM142 250H143V249H142ZM144 250H145V249H144ZM139 253H140V252H139Z\"/></svg>",
	"mask_w": 264,
	"mask_h": 264
},
{
	"label": "water",
	"instance_id": "water-1",
	"mask_svg": "<svg viewBox=\"0 0 264 264\" xmlns=\"http://www.w3.org/2000/svg\"><path fill=\"white\" fill-rule=\"evenodd\" d=\"M252 50L261 53L263 52V42L262 41H254L252 44Z\"/></svg>",
	"mask_w": 264,
	"mask_h": 264
}]
</instances>
